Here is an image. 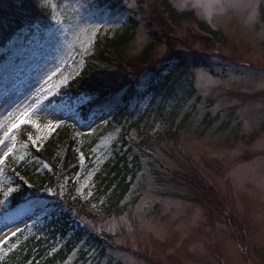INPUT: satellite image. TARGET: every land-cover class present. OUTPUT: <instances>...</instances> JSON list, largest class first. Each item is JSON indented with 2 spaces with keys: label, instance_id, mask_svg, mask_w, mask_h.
Instances as JSON below:
<instances>
[{
  "label": "rangeland",
  "instance_id": "374dc122",
  "mask_svg": "<svg viewBox=\"0 0 264 264\" xmlns=\"http://www.w3.org/2000/svg\"><path fill=\"white\" fill-rule=\"evenodd\" d=\"M99 1L63 0L57 5V0H43L55 11L54 29L43 39L37 31L27 39L29 33L23 30L0 50V56L8 55L0 63V159L5 160L17 143L11 134L30 119L38 130L36 139L29 137L34 147L42 146L63 123L76 124L84 144L108 126L112 111L88 123L75 116L92 101L90 96L73 102L66 98L49 112L43 108L81 74L98 34L114 37L123 31L132 11H139L137 2L146 16L151 6L156 16L160 14L161 0H123L125 11L114 17ZM168 2L180 14H193L178 28H170L182 41L171 43L204 59L211 69L191 70L171 94L158 92L138 101L131 120L136 134L144 138L167 132L174 146L155 147L164 160L154 163L157 177L151 159H143V171L130 180L120 204L123 214L105 217L110 195L96 196L97 174L113 159L114 149L83 167L87 171L79 176L76 198L97 214L94 219L99 221L91 223V231L113 245L104 251L93 239L85 240L79 246L83 253L75 249L66 264H264V0ZM18 4L0 0V10L9 12ZM145 19L138 18L131 55L151 49ZM5 20L0 12V24ZM203 22L224 40L212 43L197 37ZM156 30L164 34L161 27ZM164 46L153 52V64L168 56ZM170 71L180 77L176 61ZM136 134L130 141L137 140ZM168 165L175 178L163 170ZM183 175L198 185L185 184ZM42 218L43 213L30 216L1 232L0 249L20 230L26 229L25 239L33 236L44 225ZM82 227L77 221L69 223L70 235H58L53 251L64 249ZM9 252L0 253V263Z\"/></svg>",
  "mask_w": 264,
  "mask_h": 264
},
{
  "label": "trees",
  "instance_id": "16d2710c",
  "mask_svg": "<svg viewBox=\"0 0 264 264\" xmlns=\"http://www.w3.org/2000/svg\"><path fill=\"white\" fill-rule=\"evenodd\" d=\"M62 2L63 0H57L58 5ZM122 2L123 0L99 1L102 7L111 11V17L125 11L121 6ZM159 5L158 14L161 15L157 16L163 18V21L158 20L156 8L153 9L150 5L151 11L146 16L144 7L137 2L138 13L132 11L133 16H130L121 33L114 37H110L108 33H100L92 54L85 60L86 65L81 74L68 83L56 98L43 106L49 110L53 102H61L66 98L73 102L90 96L92 101L81 106L75 116L80 122L87 123L102 113L112 111L113 117L100 134L84 144L81 137H78L79 128L72 123H63L48 141L36 148L29 137L36 139L38 130L31 122L16 131L18 143L0 166V233L20 220L41 212L45 213L44 219L48 222L42 229L37 228V233L30 238L25 239V229L6 242L0 253L10 252L0 264H66L70 254L75 249L79 250L82 242L91 239L100 244L104 251L112 247V242L104 241L91 231V223L99 221L94 219L96 213L89 211V204L76 198L75 179L82 170V154L86 163H92L99 161L114 149L113 159L104 164L96 177V196L110 195V208L105 217L123 214L124 210L120 208V204L133 183L130 180H134L139 172L143 171V159H151L149 166L153 176L160 174L155 164L163 158L155 152V147L170 148L174 144L168 142L171 137L167 132L155 136L147 134L144 138L140 137L141 134H136L138 131L131 120L136 114L138 101L148 96L156 97L158 92L171 94L184 74L200 68L209 70L211 67L204 59L191 56L184 50H179L176 43H171L173 39L178 40L180 44L182 41L177 36L173 37L174 31L171 32L170 28H178L182 21L193 14L178 13L168 0H161ZM0 12L6 15V20L0 24V50L6 49L12 39L23 30L29 33L27 39L35 35L36 31L43 39L56 23L54 13L41 6L40 0H19V4L10 8L9 12ZM140 15L147 18L145 27L148 37L151 38V49H146L136 56L129 54V47L140 28ZM160 27L166 36L156 30ZM199 27L202 33L196 31L197 37L212 43L224 40L223 34L213 32L208 24L199 23ZM183 45L187 44L184 42ZM163 46L169 48L168 56L153 64L157 51L153 52ZM7 59L8 55L2 54L0 63ZM175 61L181 72L177 78L175 73L170 71ZM187 118L188 116L184 121ZM133 133L137 135V140L134 137L133 141H130ZM170 154L174 157L172 151ZM163 170L175 178L176 175L169 165ZM187 177L188 175H183L186 180L181 179L185 184L198 185L195 181H188ZM64 219L67 222L64 223ZM73 221L80 222L83 229L75 232L76 235L66 243L64 249L53 251L57 246L53 242L57 240L58 235L61 234L63 239L70 235L69 223ZM79 251L80 254L83 253L82 249Z\"/></svg>",
  "mask_w": 264,
  "mask_h": 264
},
{
  "label": "snow or ice",
  "instance_id": "6c2138e0",
  "mask_svg": "<svg viewBox=\"0 0 264 264\" xmlns=\"http://www.w3.org/2000/svg\"><path fill=\"white\" fill-rule=\"evenodd\" d=\"M24 116H27V113H24L23 114ZM23 120V117L21 118V122ZM17 125H14L13 127H16ZM9 151H11V149H9ZM5 158H7V153L5 154ZM83 160V158H81ZM4 163V159H0V164H3ZM6 243V241H5Z\"/></svg>",
  "mask_w": 264,
  "mask_h": 264
}]
</instances>
